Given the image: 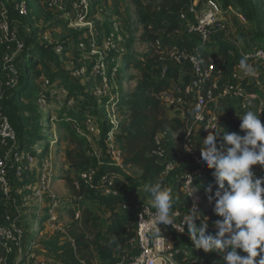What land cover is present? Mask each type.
<instances>
[{
	"label": "trees",
	"instance_id": "1",
	"mask_svg": "<svg viewBox=\"0 0 264 264\" xmlns=\"http://www.w3.org/2000/svg\"><path fill=\"white\" fill-rule=\"evenodd\" d=\"M130 1L135 6L138 23L142 27L140 41L147 42L157 49L156 41L162 39L163 47L157 49L158 57L140 56L142 60L137 61L134 55L130 54L135 41L134 38H130L126 43L129 53L123 56L124 63H127V67L140 70L146 61H151L155 63L156 68L151 73L142 71L137 74L132 79L136 82L134 88L125 94L121 95L119 89L114 91L119 94L117 102L97 96L96 99L86 98L87 96L80 91L78 86H68V99L79 95V101L87 103L85 111H96L106 118L105 122H101L100 125L96 124L99 125L100 135L97 147L101 149L105 157L101 162L92 158L89 155L91 149L87 138L81 136L75 128L69 125L68 119L75 121L74 123L78 125L92 120L89 115L85 113L86 116L80 117L77 106H74L67 111V120L60 117L58 123L67 132L70 144V149L66 154L69 168L60 176V179L65 181L71 197L70 222L64 228L47 233L41 246L58 264H94L95 250L107 256L102 264H115L117 259L113 253L122 246L130 250V241L135 236L136 214L149 204L139 202L137 209L132 208L129 211H121L120 206L123 203L131 204V201L139 196L140 189L147 191L151 197L169 202V196L166 193L167 179L169 176L180 178L185 171L198 169L199 164L195 160L198 158L204 163L206 174L196 185L202 195V200L204 198L212 204L210 211L203 213V216L209 217L213 224L230 227L236 237L250 241L252 247L263 243L261 246L264 249V180L252 178L245 172L247 168L255 167L260 162V158L253 152L256 143H260L263 138V132L259 126L260 120L256 115H252L251 110L238 112L241 115L239 121L226 118V134H213L210 147L207 149L193 145V155L186 153L183 150L182 141L179 142L175 145L176 152L172 159L174 167L170 175L165 178L163 175L165 166L160 163L155 152L158 149L159 135L165 133L169 136V131L174 127L160 111V106L163 102V95L170 93L171 81L178 79V68H172L168 78L162 79L160 77L161 59L167 56L168 49L175 46L171 37L181 29L184 23L180 14L188 11L195 0ZM219 2L224 9L231 8L247 21L252 32L251 43L264 49V0H219ZM147 5L154 6L159 11L154 23L159 30L165 33L164 37L153 31V21L145 9ZM24 44V50L27 49L29 52L27 56L35 53L39 55V59L36 61L27 59L22 64L19 70L21 72L18 85V90L21 89V91L17 97L13 98L14 103H17V99L18 103L22 99H30L34 91L38 92V90H33L35 88L30 82L31 78L39 79L44 75L45 81H49L52 85H55L57 80L69 81L68 75L55 58L45 54V51L32 40ZM198 54L204 67H208L210 60L213 59L218 67L228 75L234 71L235 67L246 65L236 47L226 40L224 32L221 31L217 32L212 44L201 45L198 48ZM186 85L187 82L183 86ZM246 87L249 92L261 95L252 85H246ZM112 103L116 104L113 115H111V117L115 116L118 121L116 127L111 124L112 121L107 120L110 115L106 111V106ZM3 105L5 108L4 102ZM19 106L21 108H16V111L18 109L27 112L31 110L27 106L20 104ZM231 112H235L233 107H231ZM9 121L11 122L10 118ZM18 122H22L21 117H18ZM182 127H186V124L183 123L175 129ZM110 133L112 136L107 137ZM21 135L16 134L17 141L21 143L18 151L25 149ZM0 150H2L1 147ZM113 152L118 153L121 166H117L112 159ZM31 153L32 156L37 155L36 152ZM13 163V167L8 165V181L11 187L9 196L7 197L0 190L1 209L16 203V198L12 195L13 188L16 187L19 192L20 187L24 188L29 184L31 177L28 165L21 177H18L15 162ZM219 164L223 165L224 169L221 175L218 174V179H213L209 174ZM231 167L238 169L237 175L232 176ZM90 169H96L99 172L92 182L82 178V174ZM102 176L106 177V181L112 182V186L101 182ZM108 189L120 193L105 194L104 192ZM27 191L30 190L24 189V193ZM91 202H97L107 210L106 228L103 233L100 232ZM62 203L65 208V203L63 201ZM73 205L77 206V209L72 208ZM46 209L45 216L40 219L41 223L50 220L49 207L47 206ZM173 209L172 207L171 210ZM55 222H59V217ZM21 225L25 229L26 237L28 230L23 222ZM95 234H98L96 238ZM212 235L210 231L200 234L198 229H191L186 239L191 246L195 247L193 236L203 243L207 237H212ZM206 243L215 253L222 254L223 251L230 249V246L221 240L211 239ZM263 249L255 254L253 262L244 264H264Z\"/></svg>",
	"mask_w": 264,
	"mask_h": 264
},
{
	"label": "rangeland",
	"instance_id": "2",
	"mask_svg": "<svg viewBox=\"0 0 264 264\" xmlns=\"http://www.w3.org/2000/svg\"><path fill=\"white\" fill-rule=\"evenodd\" d=\"M17 1L18 0H1L0 2L1 6L6 11L5 16L8 18L7 20L9 22L12 37L15 38V41H7L5 39L6 36L0 28V79L3 82L1 92L5 104L4 114L10 118L16 134H24L21 135V139L24 142L25 149L18 151L20 146L19 144L21 143L20 141H17L14 146H10L8 148L9 150H0V157L4 156L3 160H7L8 165L13 167V160L16 153H21L25 156H31L27 157L31 158V162L28 160L23 162L24 169H26L27 165L30 164L28 167L31 177L28 182L29 184L24 188L20 187L19 192H17L18 189L16 187L15 189L13 188L12 195L16 198V203L14 205H7L5 209H0V223L9 226L6 221L8 216H10L11 222L16 221L17 224L19 220L20 223L23 222V224L26 226V229L28 230L26 237L24 238V244L28 245L33 242L34 246L40 250L39 247H41L43 238L47 233L64 228L70 222L69 210L71 208V197L66 187L65 181L59 179L60 176H62V174H64V172H66V170L69 168L66 154L70 149V144L68 134L65 129L59 125L58 120L60 117H63L67 120V111H69L74 106H77L80 117L86 116L84 115L86 113L90 116L92 121L96 122H93L94 124L100 125L101 122L106 121V118L101 116L96 111H85L87 103L80 102L79 95L73 99H68L69 85L72 87L78 86L80 91H83V93L87 96L86 98L93 99H96L95 92L98 88H101L102 85L100 78H95L94 80L90 74H83L85 67L90 68L89 66H91V64L97 58L88 54L87 51L80 50L78 47L79 40L84 34L88 32V28L80 26L78 18H73V15H70L69 11L66 14L60 10H52L49 8L48 4H39L38 0H26L29 16L26 17V19L19 18L14 9ZM90 1L91 11L86 18V21L91 22L97 18L101 19L97 22L98 24L93 25V28L95 30L102 28L101 30L96 31L103 34L113 31L115 26H117L118 34L123 39L125 51L122 53V62L120 61L121 63L118 67V74L115 79L116 84L114 81L110 94L113 93V91H117L118 89L121 95L125 94L129 91L132 85H135V81L132 79L137 74L141 73L142 71H148L151 73L156 68L154 67L156 66L155 63L151 61H146L143 68L140 70H135L133 67H127V63L123 62V56L129 53V49L126 47L127 41L130 38L135 39L130 54H133L137 61L142 60L140 56L149 55L151 58L158 57L156 52L158 48L155 49L151 47L149 43L140 41V36L143 31L141 25L138 23V18L136 19L135 6L130 0ZM145 9H149V15L153 21V24H155L154 22L159 15V11L151 5H147ZM1 19L2 17L0 15V20ZM97 25H99V28ZM110 25H112V28H109ZM152 29L154 32H156V34H160L164 37L165 33L159 30L157 26H152ZM184 35L182 37L180 35L172 37L173 39L171 40L173 44L175 46L182 47V42L184 39L188 38V35ZM246 37L247 36H245V34L240 36L242 43L247 44L248 41ZM193 38L196 37H190L189 39ZM18 40L24 42H29L32 40L34 44H37L40 49L45 51V54L51 55L53 58H55L65 74L68 75L69 81L66 82L63 80H57L56 84L58 83V86H56V84H47L44 75L39 79L31 78L30 82L35 88L33 90H38V92L36 93L34 91L30 99H22L19 103L17 99V103H14L13 98L17 97L19 91H21V89L18 90V85L21 72H19V70L23 66L22 64H24L27 59H31L32 61L39 59V55H36L35 53L27 56L29 53L27 49L18 51L16 46V41ZM59 47L63 48V51L60 54L56 53V50ZM115 56H118V54L111 53L108 56H104V61L111 62ZM164 64L167 66L169 65L170 70L174 67V64L168 61V59L164 61ZM262 75V77H258L260 81H264V71L262 72ZM188 83L189 81L187 84ZM19 104L27 106L28 108H31V110L27 112L20 111L18 109V111H16V108H21ZM218 109L221 110L220 119L225 122V115L223 114L224 109H222L220 104L218 105ZM250 110L252 115L257 116L255 109ZM236 112L238 111L236 110ZM18 117H21V123L18 122ZM188 119H190V117H185L186 124H189L190 122ZM107 120L111 122L114 119L109 116ZM68 122L69 125L74 129L75 121L68 119ZM83 123L80 126L83 127L84 131L86 132L85 124L83 125ZM259 126L262 129L263 138L260 143L258 142L256 144L262 145L264 140V118L260 120ZM185 130L186 127L176 130L174 133V138L176 141H183ZM20 132L21 134H19ZM88 136H90L91 140L89 141L90 149H92L91 152H98L99 154L101 152L99 156V158L101 157L99 162H101L105 156L101 149L97 147V144L100 140V135L89 133ZM107 137H109L108 134ZM170 145L174 147L176 144L171 141ZM164 146L168 150L169 142L164 141ZM31 152H36L37 155L32 156ZM92 158L96 159L95 156H92ZM43 163L48 166V170L46 172L51 177L49 182V192L57 197H60V199L65 203V208L63 207L59 212H57L59 222H48L46 223L47 228L45 225H43V223L40 222V219L45 216V212L47 211V209L45 210L43 207V203H46L44 196L40 198L35 193L40 187V176L44 170L42 166ZM260 163L261 162H259V164ZM219 165L215 166L214 169L217 174L221 175L224 168H222L223 165L218 167ZM256 167L257 166L248 168L247 170L250 174L260 176L263 179L264 172L258 170ZM96 174H99L98 170H96ZM167 182L169 188L173 189L175 192H178L180 195L178 194L175 196L173 193H167L169 196V202H167L161 198L151 197L147 191L140 189L138 191V195H140L139 197H143L140 200H144L145 196H149L145 202H147L150 207L154 209L162 210L163 208L169 209L173 207L181 209L185 212H190V206L188 208L185 203L183 204L181 202L180 199H178L179 201L175 199L181 196L185 199L190 196L185 190L181 191L184 185L180 178L177 176H169ZM24 189L30 191L24 193ZM19 193L21 195H18ZM135 200L136 198L131 201V205H136L137 202ZM90 204L94 209L95 218L98 224L102 229H104L106 227L107 210L97 202H91ZM157 204H161V206H157ZM211 206L212 204L209 201H205L203 198L202 212L208 213ZM72 208L77 209V206L73 205ZM40 230L42 231V234L38 235ZM32 234H35L33 238ZM186 238L187 237L179 238L175 235V239L178 241L179 245L182 246L181 248L189 252V256L183 258L182 261H191L196 255H200L201 253V256H204L209 264H227V261L223 258V255L221 253L213 252L212 248L206 243L210 242L211 239L221 240L220 234L214 233L212 237H207L203 242V248L199 251H196V248L191 246L190 242H188ZM193 238L197 239L194 236ZM227 242L224 243L230 244V249L239 257L241 262H253L256 257L255 254L263 249V243H261L262 246L255 245L252 247L250 245V241L239 239L238 237L232 238V241L227 240ZM31 259V256L25 258L22 257V253L18 249H13L10 253H6L5 250L0 247V262L1 260H4L7 264H33ZM35 261L45 262V264H52L51 262L44 259L42 261V258L38 255H35Z\"/></svg>",
	"mask_w": 264,
	"mask_h": 264
},
{
	"label": "built area",
	"instance_id": "3",
	"mask_svg": "<svg viewBox=\"0 0 264 264\" xmlns=\"http://www.w3.org/2000/svg\"><path fill=\"white\" fill-rule=\"evenodd\" d=\"M50 9L55 11H62L66 14L69 11L70 15L74 18H78L80 26L87 27L88 32L79 40L78 47L82 51H87L91 56L97 57L91 64L90 68L83 70V74H90L91 77L100 78L102 81L101 88H98L95 95L98 98H109L111 102H117L119 94L116 92L111 93L113 83L118 73L119 64L122 62V53L125 51L123 39L118 34V27L115 26L114 30L109 33H100L96 31L92 25L86 21V18L91 11L90 0H48L47 2ZM19 18H26L29 16V10L26 0H18L14 7ZM231 8L224 9L218 0H195L193 6L188 11L180 14L185 26V34L190 37H196L202 45H209L213 43V40L217 32H224L226 35L227 26L225 17ZM5 9L0 5V28L7 41H15L10 32V26L8 18L5 16ZM95 30V31H94ZM226 40L232 44V42L225 36ZM49 40V39H48ZM18 51L25 49L23 41H16ZM158 49L163 47L162 39L156 41ZM235 46V45H233ZM63 48L59 47L56 53H62ZM111 53L118 54L111 62L104 61V56H108ZM243 62L246 65L258 66L260 72L264 71V49L248 44L245 51L240 54ZM100 57V58H99ZM119 59V60H116ZM168 61L174 64L173 68L190 67L191 79L190 82L180 90V96L175 98L178 103H182L184 98L193 100L196 108V114L193 119L195 125H200L201 129L210 135L219 132L220 115L216 110H213L219 102L230 101L236 104L239 112H246L250 109H255L259 120L264 118V81H260L258 78L255 81H251L250 77L245 73H240V70L245 65L235 67L234 71L229 74L232 81L225 83L219 79L218 76L222 75L224 71L218 67L216 62L211 59L208 67H204L202 59L196 52L190 51L187 48L180 46H173L167 50V56L161 59L160 77L162 79L168 78L170 74V66L164 64V61ZM121 61V62H120ZM124 62V60H123ZM111 68V69H110ZM49 84V81H46ZM247 86L252 85L254 89L258 90L261 95L249 92ZM3 82L0 79V147L4 150H9L10 146H14L17 143L16 132L9 121V118L4 114L3 95H2ZM110 94V95H109ZM115 103L106 106V111L110 117L113 115ZM254 106V107H253ZM253 107V108H252ZM111 110V111H110ZM112 123L114 127L118 125L116 117H112ZM92 120H87L85 124L86 132L83 127L75 124V130L81 135L85 136L89 141V133H95L99 135V129ZM194 127L188 125L185 130L184 139L182 141L183 150L193 155L192 146L194 138ZM109 137L112 133L108 134ZM158 149L155 152L160 163L165 166L163 175L168 177L174 167V162L171 158H168V150L164 146V142L158 138ZM90 144V142H89ZM111 146V145H109ZM89 152V155L95 156L99 161L100 154L98 152ZM31 156H25L21 153H16L14 156V162L16 166V175L21 177L24 172V161L31 162ZM4 157H0V188L4 194L8 197L11 187L8 181V163L7 160H3ZM99 158V159H98ZM112 159L116 162L117 166H121V160L117 152H113ZM199 164V168L194 171H185L181 174L180 180L183 182V189L192 198V207L190 212H185L181 209L174 208L173 210H157L150 205L141 209L136 214L135 224V236L130 241L131 248L127 254H124L117 259L115 264H209L204 256L197 255L195 260L182 261L183 258L189 256V252L180 247L178 241L175 239V235L179 238L189 236L191 229H198L200 234L206 232L217 233L221 235V241H232V238L236 237L234 232L228 226H218L210 222L209 217L203 216L202 212V195L199 193L196 183L203 179L206 174V168L204 163L200 162L198 158H195ZM28 163V162H27ZM30 165V164H28ZM43 172L40 176V187L35 192L40 198L44 196L45 202L43 203L44 209L49 207V222H55L58 219L57 212L59 208L63 207L60 197L55 196L49 192V182L51 177L47 174L48 166L42 164ZM252 168V167H249ZM248 169V168H247ZM245 170L252 178L264 180L260 176L250 174L248 170ZM96 169H90L82 174V178L86 181L92 182L96 177ZM213 179H218L219 175L214 170L209 174ZM101 182H106L112 186V182L106 181V177H101ZM105 194H118L119 191L108 189ZM137 209L138 206L123 203L120 206L121 211H129L131 209ZM9 226L0 223V247L5 250L6 253H10L13 249H18L24 255V238L25 229L18 221L11 222L10 216L6 218ZM196 250L203 248V243L197 239H193ZM228 243V242H227ZM230 245V244H228ZM33 252V251H32ZM223 258L227 261L239 260V257L233 253L231 249L222 252ZM32 257L33 264H45V262H36L33 253L29 255ZM52 264H58L56 261H52ZM0 264H7L4 260H1Z\"/></svg>",
	"mask_w": 264,
	"mask_h": 264
},
{
	"label": "crops",
	"instance_id": "4",
	"mask_svg": "<svg viewBox=\"0 0 264 264\" xmlns=\"http://www.w3.org/2000/svg\"><path fill=\"white\" fill-rule=\"evenodd\" d=\"M48 0H38V3H44L47 4ZM147 12L149 13V9H147ZM98 16V15H96ZM95 16V17H96ZM71 17V16H70ZM73 17V16H72ZM71 17V18H72ZM74 18V17H73ZM137 15H136V19H137ZM101 19L97 18L92 20L91 22H88L90 25H96L98 24L97 22L100 21ZM225 22H226V26H227V31H226V35L227 38H229V40L232 42L233 45H235L237 51L241 54L245 51V48L248 46L247 44L251 43V36H252V32L250 29L249 24L247 23V21L239 14H237L236 12H234L233 10L228 11L227 16L225 17ZM99 28V25H97ZM102 26V25H100ZM153 27H155L156 25L153 24ZM109 28H112V25L109 26ZM102 28L96 29V30H101ZM244 31V32H243ZM185 34V26L182 25L181 29L179 31H177L176 33H174L172 35V37L178 36L180 35L181 37ZM242 34H245V36H247V44L246 43H242V40L240 39V36ZM84 36V35H83ZM185 36V35H184ZM171 37V38H172ZM173 39V38H172ZM246 44V45H245ZM183 45L182 47L187 48L190 51L196 52L198 50V48L202 45L196 38L193 39H189L186 38L184 39V41L182 42ZM240 73H245L247 74L250 78L251 81H255L256 78H258L259 76H263L262 73L259 70L258 66H254V65H245L244 68H242L240 70ZM220 80H222L225 83L231 82L232 79L230 77V75L223 73L222 75L218 76ZM253 77V79H252ZM255 78V79H254ZM191 79V70L190 67H181L178 68V79L177 81H171L170 83V93H166L163 95V102L160 106V111L164 114V116L170 121L171 125L174 127V129L169 131V136H167L165 133H161L159 135V137L162 139V141H167L169 142V147H168V158L171 160L173 159L176 149L175 146H171L170 143L171 141H173L175 144H178L179 141H176L174 138V133L176 132V127L181 125L182 123L186 124L185 122V117H190V122L189 124H186V127L188 125H192L194 127V138H193V145L195 146H199L201 148H209L210 144H211V138L212 135L205 133L200 125H195L193 123V119L195 117L196 114V108H195V104L193 102V100L189 99V98H184V101L182 103H178V101L175 99L177 97L180 96V90L181 88L185 87L183 85H185L186 82H190ZM257 80V79H256ZM133 82V81H132ZM136 84V82H134ZM135 85H132L129 89L132 90L134 88ZM175 90H174V88ZM175 91V92H174ZM225 102V103H222ZM220 104V106L222 107V109H224L223 114L225 115L224 121L223 122L221 119L220 121V125H219V132L218 133H222V134H226V118L228 120H236L239 121L241 119V115H239V110L236 107L235 103H232L230 101H221L218 103V105ZM218 105L213 108V110H216L217 113H219L220 115V111L218 109ZM231 107H233L235 109V112H231ZM236 110L238 112H236ZM253 152L261 159V163L259 165H257V169L264 172V140L262 142V145H258L256 144L253 148ZM162 164V162H161ZM218 167H221L220 165ZM223 168V166H222ZM253 168V167H252ZM231 170L233 171V175L235 176L238 174V169L236 167H231ZM165 177V176H164ZM167 178V177H165ZM60 179V178H59ZM184 189H182L181 191H183ZM145 191V190H144ZM166 193L170 194L173 193L176 195H178V192H175L173 189L169 188L168 183L166 186ZM180 195V194H179ZM140 196V195H139ZM136 197V202L139 203L140 202H145L147 201V197L149 196H145L144 200H140L141 198H143L142 196ZM189 196V195H188ZM152 199V198H149ZM153 199H157V198H153ZM176 200L180 199L181 202L189 208L192 207L193 203H192V198L191 196H189L188 198H182L181 197H177L175 198ZM179 201V200H178ZM136 203V204H137ZM147 203V202H145ZM162 203V202H161ZM1 205H2V201L0 200V209H1ZM157 206H161V204H157ZM212 208V206H211ZM210 208V209H211ZM159 210V209H158ZM162 210H171V208L167 209V208H163ZM49 221L43 223V225L46 226V223H48ZM107 222V219H106ZM100 227V232L103 233L105 231V228L102 229L101 226ZM42 234V231L40 230L39 234ZM35 234H32V238L34 237ZM37 235V236H38ZM98 236V234H95L94 237L96 238ZM189 237V236H188ZM40 250H38V248L36 246H34V243L31 242L30 244H25L24 246V255L23 257H29V255L31 253L38 255L44 260H47L49 262H52L54 260H52L47 252L43 249V247H39ZM31 249V250H30ZM33 251V252H32ZM35 251V252H34ZM129 252V248L127 247H120L116 252L113 253V256L116 259H119L121 256H123L124 254H127ZM34 255V256H35ZM101 255V257H100ZM195 256V255H193ZM107 256L101 254L98 250H95V260H94V264H102V261L104 258H106ZM197 257V255L195 256ZM193 258L192 260H195L196 258ZM245 262H241L240 260H235V261H230L227 262V264H244Z\"/></svg>",
	"mask_w": 264,
	"mask_h": 264
}]
</instances>
